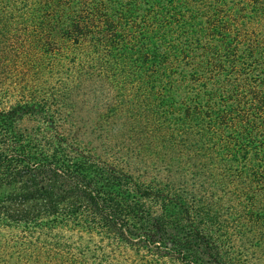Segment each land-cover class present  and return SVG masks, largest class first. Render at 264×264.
Returning <instances> with one entry per match:
<instances>
[{
    "label": "trees",
    "instance_id": "1",
    "mask_svg": "<svg viewBox=\"0 0 264 264\" xmlns=\"http://www.w3.org/2000/svg\"><path fill=\"white\" fill-rule=\"evenodd\" d=\"M257 250L264 0H0V264Z\"/></svg>",
    "mask_w": 264,
    "mask_h": 264
},
{
    "label": "rangeland",
    "instance_id": "2",
    "mask_svg": "<svg viewBox=\"0 0 264 264\" xmlns=\"http://www.w3.org/2000/svg\"><path fill=\"white\" fill-rule=\"evenodd\" d=\"M78 115H79V120L83 126V131H85L87 134H89L93 128H94V122H95V116L90 114L86 107L84 106H79L78 110ZM160 177L163 178L165 175L164 173H159ZM247 252V257L245 259V262H248L249 264H264V252L257 250L254 254L252 251H246ZM245 252V253H246ZM243 260V258H242ZM244 261V260H243Z\"/></svg>",
    "mask_w": 264,
    "mask_h": 264
}]
</instances>
